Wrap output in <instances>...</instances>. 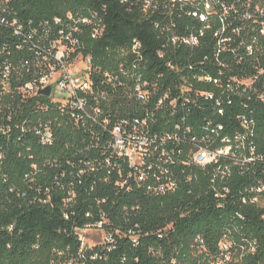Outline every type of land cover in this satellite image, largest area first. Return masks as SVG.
Masks as SVG:
<instances>
[{"label": "trees", "instance_id": "16d2710c", "mask_svg": "<svg viewBox=\"0 0 264 264\" xmlns=\"http://www.w3.org/2000/svg\"><path fill=\"white\" fill-rule=\"evenodd\" d=\"M3 2L22 30L17 36L8 28L0 29L4 44L0 63L15 68L9 88L0 86V264H47L50 251L75 241L76 226L102 213L108 219L107 229L120 234L114 235L113 248L95 264H168L172 259L177 264H196L203 261L197 256L199 246L214 252L224 239L244 246L255 243L257 253L245 264H264V209L241 203L244 188L257 182L259 167L231 164L228 176L222 182L216 179L213 186L210 169L188 168L184 176L195 177L186 181L180 176L179 188L163 196L115 187L114 167L119 161L107 148L111 129L146 112L135 90L138 78L159 85L169 79L158 57L167 41L157 28L159 16L128 10L119 0ZM93 12L103 19L104 31L92 40L90 29L83 27L82 41L71 57L91 58L92 91L82 97L86 117L75 122L68 107L50 97H27L21 87L40 69L38 60L46 46L40 37L46 22L56 32L55 18ZM134 42L141 44L140 57L122 56L119 51ZM133 63L138 64L136 69ZM250 110L256 119L253 140L258 152L264 151V106ZM240 111L229 108L219 119L232 136L238 128L234 114ZM161 126V120L152 124V128ZM33 127H47L52 143L40 144ZM221 186L228 193L217 198L214 191ZM135 225L139 229L132 243L123 232Z\"/></svg>", "mask_w": 264, "mask_h": 264}, {"label": "built area", "instance_id": "2783aa9c", "mask_svg": "<svg viewBox=\"0 0 264 264\" xmlns=\"http://www.w3.org/2000/svg\"><path fill=\"white\" fill-rule=\"evenodd\" d=\"M119 2L144 16H159L157 28L167 35V41L158 57L164 61L169 79L159 85L138 78L135 90L146 112L130 122L123 119L112 127L107 148L119 161V166L114 167L115 187L163 196L179 188L178 179L188 168L210 169L208 174L213 186L216 179L222 182L228 176L231 164L253 165L259 167V177L257 182L244 188L241 203L264 209V151L258 152L253 140L254 112L247 111L264 106V0ZM53 25L59 26L56 32H51L46 22L40 37L46 44L38 60L40 69L35 71L34 79L22 85V93L27 97H50L72 110L71 118L75 122H83L86 103L82 97L92 91L91 58L71 57L74 47L82 41L83 27L90 29V39L97 40L104 31L103 19L96 12L88 16L68 14L65 20L55 18ZM1 28H8L17 36L22 30L3 0H0ZM140 49L141 44L134 42L119 52L122 56L139 58ZM3 54L4 44L0 42V60ZM76 63L84 65L78 72H72ZM137 65L131 64L133 69ZM0 71V86L9 88L15 68L0 63ZM104 77L111 83L108 74ZM48 88V95L41 93ZM235 107L241 111L234 114L238 128L232 136L219 119L225 116L226 110ZM160 120L162 126L152 128ZM32 133L33 137H39L40 144L52 143V133L47 127L43 130L33 127ZM193 176L188 174L184 179L190 181ZM227 193L225 186L214 191L217 198ZM107 222L102 213L96 220L76 226L75 241L50 251L47 264H95L106 250L113 248L114 235L120 234L118 230L110 232ZM138 229L135 225L123 235L135 243ZM94 232H100L102 237L94 239L93 234L90 236ZM257 250L255 243L244 246L224 239L214 252L199 246L197 256H202L203 261L196 264H245ZM168 264H177V261L172 259Z\"/></svg>", "mask_w": 264, "mask_h": 264}, {"label": "rangeland", "instance_id": "374dc122", "mask_svg": "<svg viewBox=\"0 0 264 264\" xmlns=\"http://www.w3.org/2000/svg\"><path fill=\"white\" fill-rule=\"evenodd\" d=\"M79 62V60H78ZM78 63L75 64V66L73 67L72 69V72H78L80 70V68L84 65L83 63H81L80 65H77ZM94 235L93 238L96 239V238H99L100 236L102 237V234L100 232H94V233H91V235Z\"/></svg>", "mask_w": 264, "mask_h": 264}, {"label": "water", "instance_id": "95a60500", "mask_svg": "<svg viewBox=\"0 0 264 264\" xmlns=\"http://www.w3.org/2000/svg\"><path fill=\"white\" fill-rule=\"evenodd\" d=\"M49 91H50V89L48 88V89H46L45 91H42L41 93H42V94H45V95H48V94H49Z\"/></svg>", "mask_w": 264, "mask_h": 264}]
</instances>
